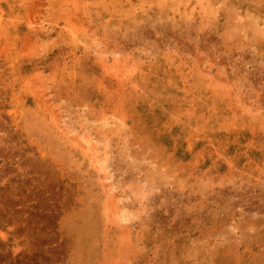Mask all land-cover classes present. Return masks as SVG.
<instances>
[{
	"label": "rangeland",
	"instance_id": "rangeland-1",
	"mask_svg": "<svg viewBox=\"0 0 264 264\" xmlns=\"http://www.w3.org/2000/svg\"><path fill=\"white\" fill-rule=\"evenodd\" d=\"M0 264H264V0H0Z\"/></svg>",
	"mask_w": 264,
	"mask_h": 264
}]
</instances>
